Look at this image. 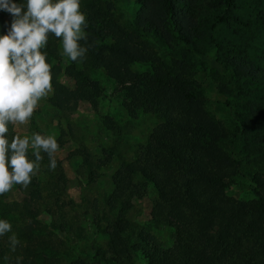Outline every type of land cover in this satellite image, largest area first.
Listing matches in <instances>:
<instances>
[{
  "label": "trees",
  "instance_id": "16d2710c",
  "mask_svg": "<svg viewBox=\"0 0 264 264\" xmlns=\"http://www.w3.org/2000/svg\"><path fill=\"white\" fill-rule=\"evenodd\" d=\"M131 1L136 9L124 17ZM82 10L91 46L84 63L68 60L62 66L58 39L50 38L47 47L62 110L70 112L85 98L95 104L103 88L90 71L104 68L129 113L140 107L161 118L135 159L113 175L105 204L122 208L102 229L108 240L105 249H96L97 260L134 264L140 254L146 264H264V0H83ZM5 21L0 18V24ZM210 52V72L218 75L224 68L231 76L232 87L225 82L218 87L234 117L229 127L206 110L195 78ZM133 63L150 69L138 72ZM62 74L72 87L60 82ZM31 125L37 129L34 121ZM75 154L91 172L104 164L85 147ZM57 163L49 185L54 194L66 184ZM242 164L254 184L255 198L248 201L227 194ZM136 177L155 188L151 222L175 228L172 246H160L124 216ZM25 210L31 222L18 229L16 251L10 250V233L0 237V264H16L17 257L21 264H44V257L55 254L50 239L31 232L37 213Z\"/></svg>",
  "mask_w": 264,
  "mask_h": 264
},
{
  "label": "rangeland",
  "instance_id": "374dc122",
  "mask_svg": "<svg viewBox=\"0 0 264 264\" xmlns=\"http://www.w3.org/2000/svg\"><path fill=\"white\" fill-rule=\"evenodd\" d=\"M131 5L123 8L124 17L136 9L133 2ZM0 18L10 19L3 13H0ZM212 57L214 54L210 52L203 60L205 64H198L195 78L203 87L206 110L229 127L234 117L222 102L224 96L218 87L221 82L232 87L231 76L224 68L218 75H213L208 67ZM67 62V57L61 56L60 64L65 66ZM131 67L138 72L150 69L146 63H133ZM90 76L103 88L95 104L91 98H85L70 112L63 111L62 97L53 85V92L40 102L31 120L36 124L34 131L52 134L57 140H62L63 144L54 158L61 163L66 176L65 187L56 194L49 191L57 170L49 171V162L43 157L41 169L27 189L17 185L13 191L0 197V218L11 222L16 236L18 229L31 222L25 207L37 213L38 222L32 223L31 232L39 238L50 239L55 250V254L49 253L44 257V264H101L97 260L96 249H105L108 240L102 229L122 208L119 204L111 210L105 204L114 187L113 175L123 162L135 159L161 120L159 112L145 111L140 107L135 108L134 114L129 113L124 105L123 92L104 68L92 69ZM59 79L64 85L73 86L72 79L64 74ZM31 122L28 126H18L15 131L21 135L30 134L33 131ZM80 147H85L95 162L102 160L104 164L94 166L93 172L82 167V158L75 154ZM234 156L242 158L237 152ZM244 165L227 188V194L248 201L255 198L254 184ZM135 182L136 191L124 216L136 225L138 231L147 232L160 246H172L175 228L171 225L156 226L151 222V211L157 198L155 188L151 183L142 186L139 177ZM134 264L146 263L137 254Z\"/></svg>",
  "mask_w": 264,
  "mask_h": 264
},
{
  "label": "clouds",
  "instance_id": "9594fccd",
  "mask_svg": "<svg viewBox=\"0 0 264 264\" xmlns=\"http://www.w3.org/2000/svg\"><path fill=\"white\" fill-rule=\"evenodd\" d=\"M83 0H0V13L10 19L0 24V197L19 185L27 189L41 169L43 155L54 171L60 150L57 137L31 131L21 135L40 102L53 92L52 64L48 62L50 38L58 39L60 55L82 65L90 49L87 13ZM83 42V43H82ZM8 236L16 251L21 241L12 224L0 218V237ZM21 264V258H16Z\"/></svg>",
  "mask_w": 264,
  "mask_h": 264
}]
</instances>
